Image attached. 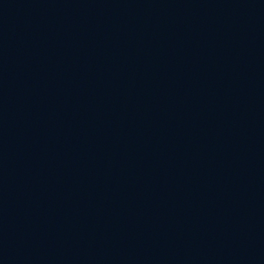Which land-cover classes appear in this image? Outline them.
I'll use <instances>...</instances> for the list:
<instances>
[{
    "label": "water",
    "instance_id": "1",
    "mask_svg": "<svg viewBox=\"0 0 264 264\" xmlns=\"http://www.w3.org/2000/svg\"><path fill=\"white\" fill-rule=\"evenodd\" d=\"M0 264H264V0H0Z\"/></svg>",
    "mask_w": 264,
    "mask_h": 264
}]
</instances>
